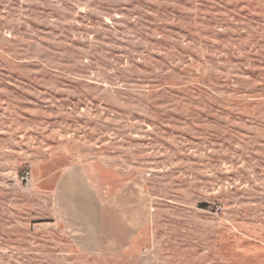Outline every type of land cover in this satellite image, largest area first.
<instances>
[{
    "label": "rangeland",
    "instance_id": "1",
    "mask_svg": "<svg viewBox=\"0 0 264 264\" xmlns=\"http://www.w3.org/2000/svg\"><path fill=\"white\" fill-rule=\"evenodd\" d=\"M0 264H264V0H0Z\"/></svg>",
    "mask_w": 264,
    "mask_h": 264
},
{
    "label": "crops",
    "instance_id": "2",
    "mask_svg": "<svg viewBox=\"0 0 264 264\" xmlns=\"http://www.w3.org/2000/svg\"><path fill=\"white\" fill-rule=\"evenodd\" d=\"M62 177L65 180L70 181L71 185L77 184V182L81 181H87L86 178L80 173L77 169H69L67 173H65ZM64 180V181H65ZM63 182V180H62ZM68 203L69 209L72 210V207L75 209L82 210L85 207H87V204L77 202V203ZM84 206V208L82 207ZM89 206L87 207L90 210L94 211V217L93 219H90V217H87L85 215H80L79 218H85L89 221L88 228L86 229H77L74 231L75 234V240L78 244H81L79 248L85 249V251H92L97 253H107L110 251H113L117 249V245L114 243L113 239L108 237L109 235L115 236V233H117L115 230L117 229V221H119V218L117 215L118 209L120 208L118 203L117 204H109L106 206H101L93 199L90 200ZM82 208V209H81ZM67 209V211H69ZM102 209V213L100 212ZM98 210V212H97ZM66 214H70V212H66ZM80 219V222L81 220ZM107 221V223H105ZM128 221V220H127ZM104 222V224H103ZM110 225H107V224ZM128 223L125 221H121L120 224ZM106 224V226H105ZM77 228H81L78 227ZM131 235L133 236V232L128 234V237L130 239ZM122 246H119L118 248L121 249Z\"/></svg>",
    "mask_w": 264,
    "mask_h": 264
},
{
    "label": "built area",
    "instance_id": "3",
    "mask_svg": "<svg viewBox=\"0 0 264 264\" xmlns=\"http://www.w3.org/2000/svg\"><path fill=\"white\" fill-rule=\"evenodd\" d=\"M21 180L24 182V184L26 186H28L30 184V181H29V173L26 172L25 174H23Z\"/></svg>",
    "mask_w": 264,
    "mask_h": 264
}]
</instances>
